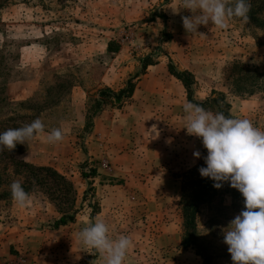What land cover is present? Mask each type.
<instances>
[{"label": "rangeland", "instance_id": "rangeland-1", "mask_svg": "<svg viewBox=\"0 0 264 264\" xmlns=\"http://www.w3.org/2000/svg\"><path fill=\"white\" fill-rule=\"evenodd\" d=\"M239 4L0 0V91L24 102L28 109L16 111L34 115L38 124L26 150L16 156L32 167L0 164V240L10 233L13 252L24 246L25 253L39 251L59 264L68 256V264H264V223L249 214L245 199L229 194L197 212L198 247L182 245V174L198 163L204 147L220 143L215 116L196 111L191 130L175 135L186 146L175 152L170 191H159L153 182L147 191L136 180L112 173L111 163L103 169L100 159L111 155L108 138L114 134L102 126L106 145L99 146L95 118L87 122L99 90L106 87L105 75L121 83L138 70L142 55L170 56L193 73L197 98L227 95L228 135L240 155V185L264 195V88L252 94L231 88L233 60L264 66V45L252 34L263 35L243 17ZM162 11L166 19L154 17ZM110 40L118 51L107 50ZM67 138L70 145L62 148ZM192 139L196 142L187 145ZM100 149L103 156L96 155ZM35 167L54 169L61 182ZM145 201L159 203L149 209ZM63 212L73 220L55 226ZM154 215L162 223L173 222L172 240H157L145 226Z\"/></svg>", "mask_w": 264, "mask_h": 264}, {"label": "trees", "instance_id": "trees-1", "mask_svg": "<svg viewBox=\"0 0 264 264\" xmlns=\"http://www.w3.org/2000/svg\"><path fill=\"white\" fill-rule=\"evenodd\" d=\"M170 2L171 0H165V3ZM239 2V9L243 13V17L250 24L255 23L257 27L255 32L259 31L263 35V37H259L253 32V37L259 45H264V0H239ZM154 17L166 19L167 16L162 11L155 14ZM118 49L119 46L114 40L108 42V51L116 52ZM157 58L158 56L153 53L142 55L138 58V70L129 73L122 86L116 90L109 87L100 89L98 97L94 100L93 112L87 115V122L91 117V121H93V118L108 104L117 106L127 104L141 75L148 65L157 62ZM167 66L169 72L183 85L187 101L194 105L196 111L211 113L217 118L214 135L220 140L219 144H213L209 148L204 147L198 163L182 174L178 202L182 215V245L184 247H198L196 214L202 205L210 203L217 196L229 194L234 200L245 199L249 214L258 217L259 222L264 223L263 193L257 189H243L240 185V155L232 149L233 143L228 135V128L232 125V115L227 95L218 93L215 96H208L203 99L197 98L195 96L196 82L193 73L180 68L170 56L167 57ZM231 69L236 71L231 81L232 91L252 94L256 90L264 88L263 65L248 64L240 59H235L231 63ZM16 108H19V110L26 109L27 106L24 102L11 101L2 94L1 90L0 164H3V169L7 168L9 163L25 166L27 169L32 167L30 163L24 162L23 159L17 160L16 156L19 152L26 150L28 141L34 138L38 124L33 122L34 115L19 113ZM35 168L49 171L52 176L61 182V174L54 169L50 167ZM89 173L94 174L95 170L91 169ZM70 220H73V217L63 212L55 220L54 225H65Z\"/></svg>", "mask_w": 264, "mask_h": 264}, {"label": "crops", "instance_id": "crops-1", "mask_svg": "<svg viewBox=\"0 0 264 264\" xmlns=\"http://www.w3.org/2000/svg\"><path fill=\"white\" fill-rule=\"evenodd\" d=\"M179 37L185 39L183 35ZM104 81L106 84H102L103 86L114 90L123 84V82L114 84L113 76L108 74L105 75ZM106 108L95 116L94 127L99 131L95 132L97 136L94 137L98 140L99 146H102L104 142L100 132L102 126L103 132L114 134L113 138H108V147L112 153L107 156V161L111 163V172L127 177L131 181L136 180L142 188L145 186L144 188L148 189L149 182H153L157 184L154 186L159 187V191H170L172 187L170 175H173L177 163L175 152L179 150L180 145H185L180 138H175V135L179 136V132L185 135L191 130L197 112L194 105L187 101L181 82L169 72L167 57H158L157 62L147 66L127 104L116 107L109 104ZM69 140L70 138H67V144L63 142L61 147H69ZM194 142L196 140L192 139L187 145ZM105 145L104 143L103 146ZM96 155L103 156L101 149ZM155 192L156 188H153L152 193ZM156 203L159 202L145 201L149 209L155 207ZM145 224L155 231L153 235L157 240L166 241L174 238L172 234L174 225L171 221L162 223L159 217L154 215L146 219ZM6 235L11 234L6 233L0 240V264L19 256L27 257L26 264H44L43 258H47V261L51 259L49 264H59L55 258L44 257L39 251L25 253L24 246L17 248L18 253L13 252L9 237ZM69 259V256L61 258V264H68Z\"/></svg>", "mask_w": 264, "mask_h": 264}, {"label": "built area", "instance_id": "built-area-1", "mask_svg": "<svg viewBox=\"0 0 264 264\" xmlns=\"http://www.w3.org/2000/svg\"><path fill=\"white\" fill-rule=\"evenodd\" d=\"M100 166L103 168V169H106L109 167V162L105 159H100ZM133 199V198H132ZM1 264H26V258L24 256H19L17 258H15L14 260L12 261H9V262H3Z\"/></svg>", "mask_w": 264, "mask_h": 264}]
</instances>
